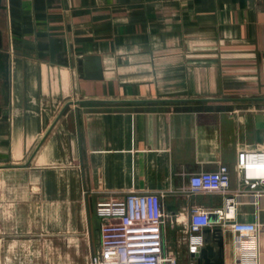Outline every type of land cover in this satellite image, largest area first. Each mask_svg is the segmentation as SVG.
<instances>
[{
    "label": "crops",
    "instance_id": "1",
    "mask_svg": "<svg viewBox=\"0 0 264 264\" xmlns=\"http://www.w3.org/2000/svg\"><path fill=\"white\" fill-rule=\"evenodd\" d=\"M88 57L101 80L82 78ZM241 149L264 150V0H0V264H88L97 203L146 193L164 196L178 264L194 263L192 208L222 212L224 264H264ZM220 166L226 196L186 194ZM233 213L261 229L257 262L237 253Z\"/></svg>",
    "mask_w": 264,
    "mask_h": 264
},
{
    "label": "built area",
    "instance_id": "2",
    "mask_svg": "<svg viewBox=\"0 0 264 264\" xmlns=\"http://www.w3.org/2000/svg\"><path fill=\"white\" fill-rule=\"evenodd\" d=\"M236 171L241 191L255 197L264 196V150L241 149L236 156ZM230 175L227 167L213 172H201L189 177L187 195L221 194L229 192ZM160 193L129 194L121 200L97 203L95 213L100 219L99 246L91 253L88 264H178L168 251L164 237L166 227ZM229 198L225 199L229 209ZM209 212L192 208L188 218V252L195 253L203 245L202 230L210 228ZM220 219L222 212L216 211ZM231 232L237 253L253 262L258 259L257 224L237 222L231 216ZM194 264V263H191Z\"/></svg>",
    "mask_w": 264,
    "mask_h": 264
},
{
    "label": "water",
    "instance_id": "3",
    "mask_svg": "<svg viewBox=\"0 0 264 264\" xmlns=\"http://www.w3.org/2000/svg\"><path fill=\"white\" fill-rule=\"evenodd\" d=\"M79 65L82 78L86 80L102 79L98 58H85ZM209 221L212 224L218 223V215L210 213ZM221 232L222 230L219 227L205 228L202 230L203 245L198 247L195 253L190 254V258L194 261V264H224V238Z\"/></svg>",
    "mask_w": 264,
    "mask_h": 264
},
{
    "label": "rangeland",
    "instance_id": "4",
    "mask_svg": "<svg viewBox=\"0 0 264 264\" xmlns=\"http://www.w3.org/2000/svg\"><path fill=\"white\" fill-rule=\"evenodd\" d=\"M174 104L176 105H173V106L177 108H189V109H201V108H208V107H219V108L226 107L224 104H217V103L212 104V103L179 102V103H174Z\"/></svg>",
    "mask_w": 264,
    "mask_h": 264
}]
</instances>
